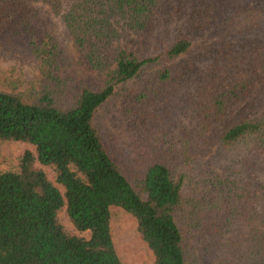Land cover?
Returning <instances> with one entry per match:
<instances>
[{
	"label": "trees",
	"instance_id": "16d2710c",
	"mask_svg": "<svg viewBox=\"0 0 264 264\" xmlns=\"http://www.w3.org/2000/svg\"><path fill=\"white\" fill-rule=\"evenodd\" d=\"M37 2L60 16L82 63L105 71L102 83L62 74ZM207 32L205 53L184 55ZM129 35L140 44L121 47ZM0 44L38 69L28 96L0 88V145H24L0 171V264H122L112 207L136 218L151 264H264V110L218 131V153L233 160L224 171L198 164L185 123L202 137L252 94L264 0H0ZM118 97L149 149L140 173L103 138Z\"/></svg>",
	"mask_w": 264,
	"mask_h": 264
},
{
	"label": "rangeland",
	"instance_id": "374dc122",
	"mask_svg": "<svg viewBox=\"0 0 264 264\" xmlns=\"http://www.w3.org/2000/svg\"><path fill=\"white\" fill-rule=\"evenodd\" d=\"M261 1V0H255ZM43 20L44 30L48 29L60 42L62 51L61 71L64 76L72 77L77 82L85 81L91 85H99L105 77V71L93 69L82 63L73 37L51 7L45 2L36 3ZM136 35L123 37L118 44L121 47H130L134 42L140 44ZM132 39V40H131ZM213 38L209 32L197 36L192 42L186 56L205 53ZM38 69L31 59H24L8 53L0 44V88L24 93L28 96L38 88ZM261 79L256 82L252 94L246 98L235 99L228 103L227 113L222 122L200 137L193 124L185 123L190 134L194 157L202 167H214L217 170H227L233 163L231 155H221L216 149L218 144L217 133L232 121L252 118L264 110V71ZM103 138L109 145L111 155L127 170L135 173L142 170L145 157L149 155L144 140L131 132L121 113L120 98H116V106L112 112L106 114L103 121ZM18 142H3L0 145V171L16 164L17 155L23 148ZM60 220L64 226L73 230V224L66 212H62ZM111 231L115 246L121 257L122 264H151L152 254L145 242H142L137 230V221L134 216L125 210L111 208ZM234 229L230 235L235 236Z\"/></svg>",
	"mask_w": 264,
	"mask_h": 264
}]
</instances>
